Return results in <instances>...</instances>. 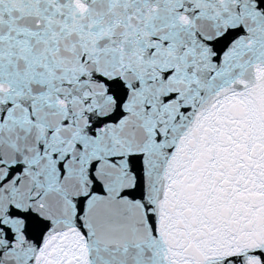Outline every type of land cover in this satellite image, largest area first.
Wrapping results in <instances>:
<instances>
[{"label": "snow or ice", "instance_id": "snow-or-ice-1", "mask_svg": "<svg viewBox=\"0 0 264 264\" xmlns=\"http://www.w3.org/2000/svg\"><path fill=\"white\" fill-rule=\"evenodd\" d=\"M0 264H264V0H0Z\"/></svg>", "mask_w": 264, "mask_h": 264}]
</instances>
